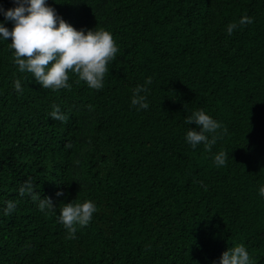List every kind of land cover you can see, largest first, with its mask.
<instances>
[{
	"label": "trees",
	"instance_id": "1",
	"mask_svg": "<svg viewBox=\"0 0 264 264\" xmlns=\"http://www.w3.org/2000/svg\"><path fill=\"white\" fill-rule=\"evenodd\" d=\"M47 3L77 30L110 31L119 51L102 89L70 74L52 91L0 41V264H218L239 244L264 264V0ZM149 77L137 110L133 89ZM55 106L66 120L49 117ZM200 109L221 124L209 148L185 140ZM26 180L55 209L21 196ZM85 200L97 211L69 240L60 206Z\"/></svg>",
	"mask_w": 264,
	"mask_h": 264
},
{
	"label": "clouds",
	"instance_id": "2",
	"mask_svg": "<svg viewBox=\"0 0 264 264\" xmlns=\"http://www.w3.org/2000/svg\"><path fill=\"white\" fill-rule=\"evenodd\" d=\"M0 41H8L13 49L14 63L20 73H30L32 79L44 89L56 91L62 88H70V74H75L78 81H83L90 89L100 90L104 85L105 74L109 71L108 64L116 59L119 51L112 33L104 28L77 30L70 23L58 15L56 9L47 3V0H15V6L4 9L0 6ZM11 22V30L6 24ZM253 23L249 16H243L239 25ZM237 28L236 23H229L227 33L232 34ZM151 84L149 77L144 85H137L132 92L131 103L137 106V110L148 108L146 85ZM13 87L18 94L23 92L20 79L13 81ZM53 120L64 121L67 116L60 112L59 106H55L49 113ZM186 122L195 124L199 131L189 128L185 140L196 148L203 143L206 148L216 143V132L221 128L219 121L208 115L203 109L192 112L186 117ZM211 134V139L209 135ZM227 153L223 150L213 157L217 166H223L227 162ZM21 196L30 195L33 201H37L39 210L46 213L55 209L52 199L41 198L30 180H26L19 187ZM260 197H264V185L258 189ZM57 196L63 195L57 192ZM74 201V200H73ZM73 201L63 203L60 206L57 219L67 232L66 238H76L77 226L84 227L92 221L97 211L96 205L91 200L82 203ZM16 205L8 201L3 209L11 213ZM217 264V262H214ZM218 264H252L250 253L243 244L229 247L223 252Z\"/></svg>",
	"mask_w": 264,
	"mask_h": 264
}]
</instances>
